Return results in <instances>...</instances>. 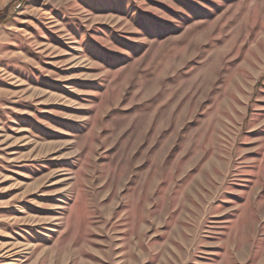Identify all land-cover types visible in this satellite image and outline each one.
Wrapping results in <instances>:
<instances>
[{
	"label": "rangeland",
	"instance_id": "1",
	"mask_svg": "<svg viewBox=\"0 0 264 264\" xmlns=\"http://www.w3.org/2000/svg\"><path fill=\"white\" fill-rule=\"evenodd\" d=\"M0 12V264H264V0Z\"/></svg>",
	"mask_w": 264,
	"mask_h": 264
},
{
	"label": "trees",
	"instance_id": "2",
	"mask_svg": "<svg viewBox=\"0 0 264 264\" xmlns=\"http://www.w3.org/2000/svg\"><path fill=\"white\" fill-rule=\"evenodd\" d=\"M4 14V12H0V15H3Z\"/></svg>",
	"mask_w": 264,
	"mask_h": 264
}]
</instances>
